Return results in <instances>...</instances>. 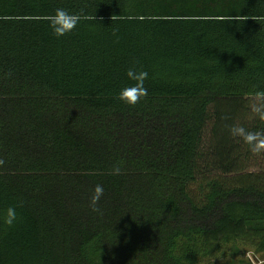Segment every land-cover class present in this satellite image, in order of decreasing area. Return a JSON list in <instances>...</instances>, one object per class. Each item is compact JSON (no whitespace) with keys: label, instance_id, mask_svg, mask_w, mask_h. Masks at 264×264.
<instances>
[{"label":"trees","instance_id":"trees-1","mask_svg":"<svg viewBox=\"0 0 264 264\" xmlns=\"http://www.w3.org/2000/svg\"><path fill=\"white\" fill-rule=\"evenodd\" d=\"M57 8L96 19L57 38L46 20ZM254 17L264 0H0V264L264 254V174L250 170L264 168V153L228 128L264 132L250 110L264 91V20ZM133 65L148 72V95L129 106L117 96ZM55 100L104 116L101 133ZM139 116L156 124L149 161L132 135Z\"/></svg>","mask_w":264,"mask_h":264},{"label":"clouds","instance_id":"clouds-1","mask_svg":"<svg viewBox=\"0 0 264 264\" xmlns=\"http://www.w3.org/2000/svg\"><path fill=\"white\" fill-rule=\"evenodd\" d=\"M95 17H89L83 10L79 13L69 12L64 8H57L54 14H49L46 17L53 34L57 37H63L72 32L77 25L83 19H92ZM117 16H113L112 20ZM96 19V18H95ZM253 20H264V17H254ZM126 75L129 80L134 83L124 87L120 90L117 98L129 106H135L141 99L146 98L148 95V89L145 87V81L148 78V72L144 70H137L135 65L130 67ZM250 110L256 118L264 122V91H258L253 97V102L250 104ZM229 132L232 137L241 139L245 144L249 146V150L255 154L260 155L264 153V132L249 131L242 125L228 126ZM5 163L3 159H0V166ZM122 172L120 167H115L111 174L120 175ZM104 195V188L98 184L94 188V192L91 198V207L94 212H100V208L97 207L101 197ZM22 205H17V207ZM102 214V213H101ZM18 216L16 213V207H9L6 210L4 223L8 227H12L17 221Z\"/></svg>","mask_w":264,"mask_h":264},{"label":"rangeland","instance_id":"rangeland-1","mask_svg":"<svg viewBox=\"0 0 264 264\" xmlns=\"http://www.w3.org/2000/svg\"><path fill=\"white\" fill-rule=\"evenodd\" d=\"M54 109L61 115H65L67 117H77L79 120H83L87 123L85 127L87 132L92 134H100L102 127L98 126V124L105 122V117L101 115L91 114L84 111L79 110L70 102H53ZM117 118V117H116ZM115 121V120H114ZM133 126V137L140 144L141 147L137 152H140L143 161H149V159L153 158V152L155 151L154 141H156V137L154 136L156 124L154 119L151 116H139L132 123ZM260 157V156H259ZM258 159V157H257ZM155 160V159H154ZM258 163V161H257ZM259 164V163H258ZM263 167V166H262ZM255 167L250 168L251 171H257L261 174H264V168ZM172 185L173 182H172ZM195 191V190H192ZM217 255L210 259L212 264H229V260L224 259L220 260ZM238 261V264H264V254H255L252 251L245 253Z\"/></svg>","mask_w":264,"mask_h":264}]
</instances>
